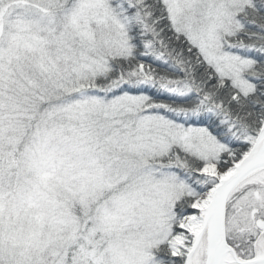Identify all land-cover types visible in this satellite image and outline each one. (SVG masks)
<instances>
[{
  "label": "snow or ice",
  "instance_id": "snow-or-ice-1",
  "mask_svg": "<svg viewBox=\"0 0 264 264\" xmlns=\"http://www.w3.org/2000/svg\"><path fill=\"white\" fill-rule=\"evenodd\" d=\"M5 98L88 109L135 153L141 264H264V0H0Z\"/></svg>",
  "mask_w": 264,
  "mask_h": 264
},
{
  "label": "rangeland",
  "instance_id": "rangeland-1",
  "mask_svg": "<svg viewBox=\"0 0 264 264\" xmlns=\"http://www.w3.org/2000/svg\"><path fill=\"white\" fill-rule=\"evenodd\" d=\"M0 105L11 106L0 109V258L36 264L59 252L63 264H141L138 223L158 189L135 153L94 112L58 114L49 106L11 166L5 161L26 108L7 98ZM67 115L87 123L96 117L92 144L90 128L69 127Z\"/></svg>",
  "mask_w": 264,
  "mask_h": 264
},
{
  "label": "trees",
  "instance_id": "trees-1",
  "mask_svg": "<svg viewBox=\"0 0 264 264\" xmlns=\"http://www.w3.org/2000/svg\"><path fill=\"white\" fill-rule=\"evenodd\" d=\"M10 107L8 105H0V109H7L8 110V109H10ZM23 108H25V107H23ZM48 109H49V105H47V108H46V105H43V106L31 108L30 110H26V118L21 122L20 126H17V128L15 129V130H18L21 127V129L19 130L20 133H18V135L14 136L15 142L10 143L11 148H10L9 152H13V154L8 156L7 160L5 161L6 164L9 162V164H11V166L14 165L13 160L15 159V157L17 155V152H18L17 149L19 148L20 145H24V144L28 145V142L31 141V137L33 136L35 128L42 125L41 122L44 120V118L46 116V112L48 111ZM50 109H56L58 114H60V113L64 114L65 111H67V112L68 111H71V112L88 111V109H77L76 107L71 106V105H67V104L50 106ZM63 118H66L67 120L70 119L68 121L69 127L76 126L82 130L90 128L89 130L84 131V133L86 134L85 140L88 141L87 145L92 144L94 142L92 136H93V133H95L97 131L96 128H97V124H98V122L92 121V119L97 121L95 116L92 117V119H90L88 121V123L87 122H77V121L73 120V116L67 115L66 117L63 116ZM48 121H49V119H47V122ZM47 122H46V124H47ZM54 123H55V121H54ZM92 127L94 129H91ZM69 130H70V128H69ZM3 157H4V154L2 152H0V158H1L0 163L3 159ZM0 167H2V166H0Z\"/></svg>",
  "mask_w": 264,
  "mask_h": 264
}]
</instances>
